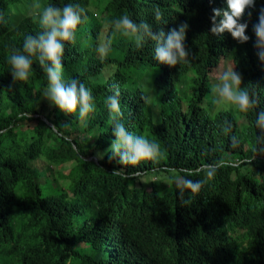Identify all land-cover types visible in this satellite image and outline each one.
Returning <instances> with one entry per match:
<instances>
[{"label":"trees","instance_id":"1","mask_svg":"<svg viewBox=\"0 0 264 264\" xmlns=\"http://www.w3.org/2000/svg\"><path fill=\"white\" fill-rule=\"evenodd\" d=\"M18 1L0 0V264H264V128L256 124L264 63L253 31L264 0L240 21L248 24L244 44L210 31L224 0H48L84 9L75 43H65L62 76L91 91L95 110L86 123L44 99L47 77L37 61L29 81H14L10 55L42 31L32 15L9 13ZM125 14L156 34L186 22V62L159 64L156 42L137 48L114 33L112 22ZM226 59L256 101L243 126L233 111L210 113L204 104ZM116 87L120 122L161 150L157 161L126 166L121 175L112 174L123 167L115 160L96 158L115 139L106 100ZM220 160L231 164L182 205L183 179H200L204 164ZM160 172L173 184L155 179L150 190L137 182Z\"/></svg>","mask_w":264,"mask_h":264},{"label":"clouds","instance_id":"2","mask_svg":"<svg viewBox=\"0 0 264 264\" xmlns=\"http://www.w3.org/2000/svg\"><path fill=\"white\" fill-rule=\"evenodd\" d=\"M226 9H213L211 16V33L215 36L231 35L238 43L244 44L250 37L246 35L247 23H241L246 10L255 7L256 0H224ZM84 9L79 4L68 3L62 8L54 5L39 7L34 20L38 21L41 32L36 35H28L24 39L23 51L15 50L9 57L11 74L14 81L27 82L32 72L33 61H37L47 77V87L44 90V99L50 101L66 115L75 116L81 123H86L89 114L94 108L91 91L84 83L70 79H63V55L65 43H75L78 27L82 22L81 17ZM0 19H3L0 17ZM155 19L161 20L159 8L155 10ZM114 33L127 37L134 42L137 48L143 47L146 40L156 42L153 59L159 64L176 67L186 62L189 51L185 47L186 33L189 25L186 22L168 32L161 30L156 34L149 23H137L128 15H123L112 22ZM256 36L255 47L260 62L264 63V9L258 17V23L253 26ZM111 41H109V45ZM104 53L105 49H99ZM226 62H229L226 64ZM230 66V68H228ZM218 83L211 88L213 96L212 103L219 108L232 107L240 113L247 114L256 105V101L250 95L247 87H242V76L236 71L228 59L224 61ZM213 79V80H214ZM212 81V80H211ZM211 85V83H210ZM210 88V87H209ZM121 93L119 87L114 89V94L107 97L106 103L110 112V122L115 139L106 153L97 152L98 160L104 159L105 155L110 160L123 167L112 171L113 175H121L126 166H137L142 161L153 162L161 156L159 144L150 141L144 135H135L129 132L119 117L122 115L120 109ZM145 103L150 102V97L143 96ZM256 124L264 128V113L257 114ZM231 125L226 122L224 132L227 134ZM231 162L220 160L211 164H204L200 172V179L185 178L179 185V200L182 205H189L192 199L199 195L202 187L213 179L218 170L229 166ZM141 173L134 171L133 177ZM191 192V197L186 198V193Z\"/></svg>","mask_w":264,"mask_h":264},{"label":"rangeland","instance_id":"3","mask_svg":"<svg viewBox=\"0 0 264 264\" xmlns=\"http://www.w3.org/2000/svg\"><path fill=\"white\" fill-rule=\"evenodd\" d=\"M46 5H48V0H19L16 5H11L10 6L9 13L10 14L17 13L18 16H21V17L22 16H27V15H29V16L32 15L33 16V21H36V20H34V17H35V14H36L38 8L42 7V6H46ZM103 31H104L103 33L106 34L107 31H108V27L105 26L103 28ZM228 63L229 62H226V64H228ZM228 68H230V66H228ZM216 83H218V78L211 81V85H210V88H209V93L205 97V101H204L205 107L208 109V111L210 113H216V112H219V111H226V110L233 111L238 116L239 121L241 123V126H243L246 123V121H247L245 117L242 118L243 113H240L238 110H236V109H234L232 107H229V106H224L223 108H219V107H217L216 105H214L212 103L213 96H212V93H211V88ZM165 85H162V87L160 89L161 90L168 89L167 87H165ZM165 93L170 94V96L172 98L174 96H176L175 91H170V90L167 91V90H165ZM52 106H53V104H51V107ZM153 110L155 112V115H157V117H158V115H159V107H158L157 104H155V107H154ZM69 165H70V163L66 164V166H69ZM160 178H163L167 184L169 182H170L169 184H173V181L169 180L168 174L165 173V172H160L158 174H154L153 173V174H150V177H149V175H146L144 177H141V178L137 179V182L139 184L145 185L148 189L151 190L152 189L151 181H153L155 179H160Z\"/></svg>","mask_w":264,"mask_h":264}]
</instances>
